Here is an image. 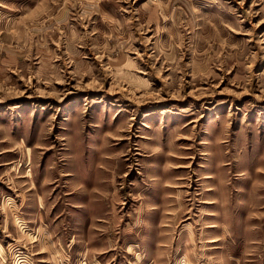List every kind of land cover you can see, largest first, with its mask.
Instances as JSON below:
<instances>
[{
  "label": "rangeland",
  "instance_id": "obj_1",
  "mask_svg": "<svg viewBox=\"0 0 264 264\" xmlns=\"http://www.w3.org/2000/svg\"><path fill=\"white\" fill-rule=\"evenodd\" d=\"M0 264H264V0H0Z\"/></svg>",
  "mask_w": 264,
  "mask_h": 264
},
{
  "label": "crops",
  "instance_id": "obj_2",
  "mask_svg": "<svg viewBox=\"0 0 264 264\" xmlns=\"http://www.w3.org/2000/svg\"><path fill=\"white\" fill-rule=\"evenodd\" d=\"M20 227H21V230H24V229H25L23 225H22V226H20Z\"/></svg>",
  "mask_w": 264,
  "mask_h": 264
}]
</instances>
